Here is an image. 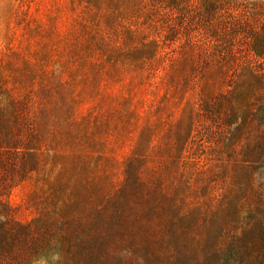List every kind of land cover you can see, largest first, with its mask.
Returning a JSON list of instances; mask_svg holds the SVG:
<instances>
[{"label":"rangeland","instance_id":"rangeland-1","mask_svg":"<svg viewBox=\"0 0 264 264\" xmlns=\"http://www.w3.org/2000/svg\"><path fill=\"white\" fill-rule=\"evenodd\" d=\"M0 264H264V0H0Z\"/></svg>","mask_w":264,"mask_h":264},{"label":"trees","instance_id":"trees-1","mask_svg":"<svg viewBox=\"0 0 264 264\" xmlns=\"http://www.w3.org/2000/svg\"><path fill=\"white\" fill-rule=\"evenodd\" d=\"M137 186L138 183L136 182ZM118 211H120L121 208H116ZM129 209L134 210L136 212L134 213H123L122 215H119V213H114V215H112L107 221L111 220V221H115L116 224L118 225V228L121 227V225L119 223L121 219L124 220V222L126 223L127 221L132 222L137 228L141 229L143 225L148 226V231L147 233L144 232L143 230V237L145 239H147V237L149 236V239L147 241H150L151 238L153 237V233H154V229L158 226H156L155 224V218L156 216L154 214H152V207L150 205H146V206H140L136 201L133 202V204H129ZM154 211V210H153ZM182 216H186V213L182 214ZM157 219V218H156ZM106 221H104V223H101V226H105ZM172 224V223H171ZM170 224V226H171ZM174 235L178 236L177 232L175 231L173 233ZM119 235L123 236V230L119 231ZM156 238V237H155ZM160 242L161 244H165L164 239L166 238V240L168 239V241H166V244L168 245L169 243L171 245H175L177 242V239L173 236H168L165 235L164 229H163V233L160 234ZM171 239V242L169 241ZM102 258V255L100 253L97 254L96 256V260L101 261L100 259Z\"/></svg>","mask_w":264,"mask_h":264}]
</instances>
